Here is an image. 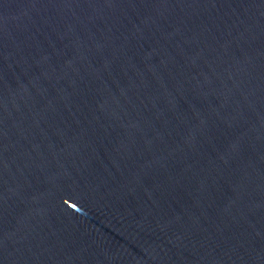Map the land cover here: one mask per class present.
<instances>
[{
  "label": "water",
  "instance_id": "95a60500",
  "mask_svg": "<svg viewBox=\"0 0 264 264\" xmlns=\"http://www.w3.org/2000/svg\"><path fill=\"white\" fill-rule=\"evenodd\" d=\"M0 264H264V0H0Z\"/></svg>",
  "mask_w": 264,
  "mask_h": 264
}]
</instances>
